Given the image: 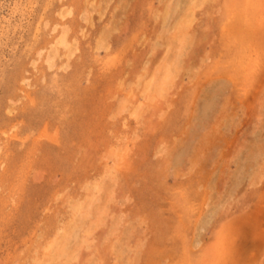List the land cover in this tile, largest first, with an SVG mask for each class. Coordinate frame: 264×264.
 Masks as SVG:
<instances>
[{
	"label": "rangeland",
	"instance_id": "rangeland-1",
	"mask_svg": "<svg viewBox=\"0 0 264 264\" xmlns=\"http://www.w3.org/2000/svg\"><path fill=\"white\" fill-rule=\"evenodd\" d=\"M0 264H264V0H0Z\"/></svg>",
	"mask_w": 264,
	"mask_h": 264
},
{
	"label": "bare ground",
	"instance_id": "bare-ground-1",
	"mask_svg": "<svg viewBox=\"0 0 264 264\" xmlns=\"http://www.w3.org/2000/svg\"><path fill=\"white\" fill-rule=\"evenodd\" d=\"M189 16V15H188ZM188 16L186 15V14H184L182 17H181V20L179 21V24L180 25H187V24H189L192 20H190L189 18H188ZM58 43L59 44H64V37H61L60 39H59V41H58ZM169 73V72H168ZM166 77V76H165ZM169 76H167V78H168ZM164 83V82H163ZM163 83H161V85L163 84Z\"/></svg>",
	"mask_w": 264,
	"mask_h": 264
}]
</instances>
